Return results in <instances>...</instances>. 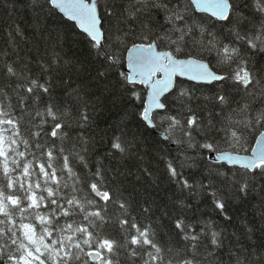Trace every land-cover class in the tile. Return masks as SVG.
<instances>
[{"label":"snow or ice","instance_id":"1","mask_svg":"<svg viewBox=\"0 0 264 264\" xmlns=\"http://www.w3.org/2000/svg\"><path fill=\"white\" fill-rule=\"evenodd\" d=\"M27 5L35 14L33 27L41 35L50 17H58L75 32L77 43L98 65L94 79L106 84L114 77L121 96L140 104L133 114L140 127L163 130L162 143L175 144L185 154L192 150L180 167L202 164L208 183L189 181L166 159L167 175L181 196L207 194L215 209L224 213L226 200L216 190L214 177L226 179L231 195L238 199L254 190L257 179L264 180V111L253 114L247 101L230 108L229 91L242 97L264 96V74L249 70L246 55L264 52V0H249L246 5L256 21L251 29L233 0H27ZM154 14H161L163 20L154 23ZM225 29L229 38L223 35ZM61 59V52L54 49L51 62L41 65L43 81L4 63L2 77L9 91L0 93V264H201L197 260L201 237L213 247L207 251L204 245L206 256L214 261L215 250L223 247L224 229L217 231L205 221L197 232V222L185 218L188 205L183 198L174 201L179 212L174 244L131 215L118 177L104 165L97 162L87 181L81 180L64 145L72 139L68 129L73 120L79 129L92 123L91 97L84 100L80 90H72L78 102L75 117L69 107L55 101L51 73ZM70 63L64 60L65 66ZM81 66L77 58V72ZM185 80L222 86L215 95L203 97L219 107L218 121L210 114L207 124L201 122L190 106L194 93L184 86ZM42 96L48 100L40 108ZM170 97L182 105L176 114L169 111ZM91 109L94 113L95 106ZM185 111L190 114L184 116ZM126 127L118 124L119 135L114 132L110 138L107 155L114 160H126L133 147H140ZM79 142L85 147L75 151L73 144L71 155L88 168L80 154L89 150L88 141L79 137ZM117 212L120 240L102 234ZM142 212L149 214L152 207ZM260 220L264 225V203ZM253 231L254 226L248 227L243 238L250 240ZM233 260L234 264H264V255L253 262L240 252Z\"/></svg>","mask_w":264,"mask_h":264},{"label":"trees","instance_id":"2","mask_svg":"<svg viewBox=\"0 0 264 264\" xmlns=\"http://www.w3.org/2000/svg\"><path fill=\"white\" fill-rule=\"evenodd\" d=\"M233 2L238 6V13L246 18V28L251 29L256 21L253 19V12L246 7L249 0H233ZM162 20L161 14H154V23ZM34 23L35 14L28 7L27 0H0V93L9 91L4 87L2 77L5 61L32 77L38 76L43 81L45 73L41 70V65L51 62L54 49L61 52L63 59L59 60L57 65H53L56 71L51 73L52 82L55 85V101L69 107L72 117H75L78 102L72 90L78 89L84 100L91 97V105L95 106L94 113H92L91 105L88 108L92 118V123L88 127L79 129L75 126V121H72L73 126L68 129L72 139L66 141L64 145L69 150L71 164L81 180L87 181L91 172L95 170L97 162L104 165L109 169L110 175L118 177V187L131 205V215L138 217L143 223L151 224L158 229L160 237L174 244L178 239L175 235L174 220L179 215L178 206L174 201L177 198H183L188 205L184 210L185 218L197 222V232L202 230L201 222L205 221L212 223V227L217 231L224 229L221 234L223 247L215 250L214 261L212 257L206 256L204 245L207 244V251H212L213 247L207 239L201 237L199 249L201 255L197 256L201 264H210V262L211 264H234L233 256L240 252H243L244 256H250L253 262L259 261L264 255V248L261 247L264 245V225L260 220L261 204L264 203V194H262L264 180L257 179L254 190L250 191L245 199H238L231 195L226 179L214 177L216 190L226 200L224 213L215 209L211 196L207 194L189 196L185 192L181 196L178 185L167 175L166 159L172 160L178 171H182L183 176L189 181L208 183L207 173L202 164L185 166L183 169L180 167L181 162L185 161L186 154L192 155V150H187L185 154L175 144L162 143V137L157 135V132L163 134V130L154 131L140 127L133 119V114L141 107L140 104L138 102L133 104L126 97L121 96V90L116 87L114 77L106 84L94 79L98 65L95 64L94 58H89L86 50L77 43L79 37L75 32L63 26L62 20L58 17L48 18L47 31L43 35L35 30ZM223 35L225 38L230 37L227 29L224 30ZM57 36H59V44ZM114 47H116L115 41ZM246 55L249 70L255 75L264 74V52H249ZM77 58L82 61L79 72L74 67ZM212 58L208 57V59ZM65 59L71 60L67 66L64 65ZM11 82L16 83L15 79ZM184 86L191 87L193 90L194 99L190 101V106L201 122L207 124L210 114L214 122L218 121L219 117L216 113L219 107L214 102L204 100L203 97L215 95L222 86L219 84L196 85L187 81H184ZM229 91L232 97L230 108H237L238 105L247 101L253 114L256 111H264V96L242 97V94ZM84 93L88 95L85 96ZM47 100V96H42L39 107L43 108ZM170 100L169 111L176 114L177 108L182 105H179L174 97H170ZM15 101L16 97L13 95L12 102L15 103ZM28 103L30 104L31 101ZM227 111L229 108H225V112ZM182 114L187 116L190 113L185 111ZM24 119L27 121L28 116L25 115ZM35 122L38 123L39 118ZM118 124L121 128H125L126 124L125 130L129 137L135 135L140 143L138 149L133 147V155L126 160H114L107 155L110 138L113 137L114 132L119 135L116 131ZM194 135L198 140L202 139L199 133L194 132ZM79 137L88 141L86 147L89 150L80 152L85 157L88 168L83 167L78 157L71 155L73 144H75V151L85 147L79 142ZM148 206L152 207V212L144 214L142 209ZM225 215L229 219L226 220ZM118 216L117 212L111 217V223L105 225L103 235L116 240L121 239ZM251 226H254L251 239L243 238V233L247 232L248 227ZM234 233L236 235H233Z\"/></svg>","mask_w":264,"mask_h":264},{"label":"water","instance_id":"3","mask_svg":"<svg viewBox=\"0 0 264 264\" xmlns=\"http://www.w3.org/2000/svg\"><path fill=\"white\" fill-rule=\"evenodd\" d=\"M186 81V80H185ZM187 82H190V81H187ZM191 83H193V82H191ZM157 135H159V136H161L162 137V133H160V132H157Z\"/></svg>","mask_w":264,"mask_h":264}]
</instances>
